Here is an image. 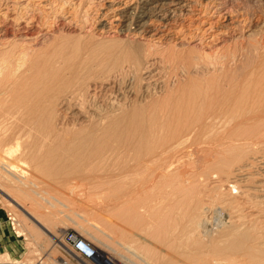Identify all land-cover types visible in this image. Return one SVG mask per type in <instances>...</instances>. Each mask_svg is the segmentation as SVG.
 Segmentation results:
<instances>
[{
  "label": "rangeland",
  "instance_id": "obj_1",
  "mask_svg": "<svg viewBox=\"0 0 264 264\" xmlns=\"http://www.w3.org/2000/svg\"><path fill=\"white\" fill-rule=\"evenodd\" d=\"M136 1L0 0V52L5 50L8 42L14 40L10 33L5 34L7 37L2 34V28L14 31L20 24L37 26L38 32L27 39L29 48L33 50L51 44L54 47L57 44L64 48L67 46L68 49L77 45L81 54L85 48L97 46L103 51L101 54H105L108 49L118 50L126 41H146L139 35L120 33L118 30V13ZM190 2L199 7L198 14H195L197 25L194 23L190 28L173 27L168 33L178 49L193 47L201 51H215L220 60L223 58L222 61L228 63V68L236 71L235 81L242 78V74H264V69L258 68L260 57H250L252 54L249 51L250 43L264 38V0ZM157 41V38L153 39V42ZM2 106L4 108L1 105L0 111L4 110ZM16 122H6L5 127L0 129V149L6 144L14 146L16 140L12 130L16 128ZM256 124L231 125L229 129L234 132L242 130L246 132L245 135L249 131V134L251 131L254 134L264 132V127ZM217 127L215 134L219 135L221 129ZM242 131H239L240 134ZM215 134H207L204 138L196 136V143L193 144L196 157L190 152L184 157L188 165L193 163L194 166L187 165L182 171L184 174H173L177 178H191L197 173L196 187L194 183L191 184L192 189L186 185L190 190L183 188L184 191L178 189V192L174 188V180L166 176L171 173L162 174L156 169L157 166L155 168L157 158L166 163L165 157L169 152L164 155L162 152L165 150L150 146L147 151V147H143L140 150L142 154L138 153L140 157L137 158L131 148L128 150L117 146L112 153L103 155L105 159H101L104 160L97 158L98 166L95 165L97 160L95 163L93 159L91 162L95 164L90 163V169L82 173L86 185H63L61 176L49 171L37 177L36 180L40 182L32 188L1 181L4 185L0 184V262L96 264L78 258L62 245L65 232L75 233L88 241L104 264H230L235 257L243 258L245 248L264 236V202L258 200L259 193L252 179L248 180L249 185L247 181L240 182L242 175L231 170L243 166L259 154L264 143L249 145L235 156L223 150L228 142H221L228 138L218 140L221 135L217 138ZM249 137L250 141L255 139L254 136ZM25 141L21 140V145ZM192 141L194 139L190 138L182 146L186 148ZM219 144L223 146L218 147ZM158 145L161 146L160 143ZM250 146L253 148L249 149ZM175 155L181 156L179 152ZM11 159L16 168L19 166L17 173H21L20 165L24 159L18 155ZM147 161L148 164L154 163L149 164L151 167L148 165L149 169H142L141 166ZM27 165L26 162L24 166ZM137 165L139 168L136 169ZM222 168H225L224 171ZM25 175L29 176V173ZM121 181L128 183L120 187ZM245 187L248 188L247 192H244ZM121 207L129 210L131 215L117 216V210ZM8 218H15V231L7 224ZM122 256L130 257L133 263Z\"/></svg>",
  "mask_w": 264,
  "mask_h": 264
},
{
  "label": "bare ground",
  "instance_id": "obj_2",
  "mask_svg": "<svg viewBox=\"0 0 264 264\" xmlns=\"http://www.w3.org/2000/svg\"><path fill=\"white\" fill-rule=\"evenodd\" d=\"M198 10V5L190 0H137L134 5L118 13V30L120 33L139 35L146 41H126L118 50L108 49L105 54H101L103 51L97 46H85L88 48L81 54L77 45L68 49L67 46L64 48L57 44L54 47L51 44L33 50L29 48L27 39L38 32L36 25L20 24L14 31L2 28V34L10 33L14 40L7 41L5 50L0 52V106L4 105V110L0 111V129L9 121L19 123L16 122L17 126L12 130L16 140L14 146L6 144L0 149V182L8 185L19 183L32 188L40 182L36 178L49 171L59 174L63 185H86L83 172L90 169L88 166L93 164V159L96 163L97 158L101 159L107 152L112 153L117 146L128 150L131 148L137 158L142 154L140 150L143 147H147V151L150 146L165 150L162 152L164 155L170 153L165 157L166 163L160 158L157 159L161 164L154 160L157 163L155 168L157 166L156 169L162 174L171 173L166 176H171L174 188L180 192L178 189H188L186 185L191 188L194 183L196 187L197 173L191 178L173 176L184 172L187 167L188 163L184 160L187 152L196 157V147L193 145L196 136L215 134L218 125L221 129L218 140L221 137L229 139L221 142H228L223 150L235 156L249 145L264 143V132L254 134L251 131L249 134V131L245 135L246 132L242 130H239L243 132L240 134L237 129L238 132L229 129L231 125L254 126V123H257L255 126L264 127V74H242V78L235 81L236 71L228 68V63L222 61L223 58L220 60L215 51H201L193 47L178 49L168 36L173 27L193 26ZM154 38L158 41L153 42ZM18 39L19 42L16 41ZM249 51L252 58L264 56V38L250 43ZM260 58L258 68L262 67L263 70L264 58ZM249 136L255 139L250 141ZM190 138L194 142L183 147V143L186 144ZM21 140H26V143L21 145ZM215 151L217 149L214 147ZM177 152L181 156L175 155ZM159 153L161 156V151ZM14 155L24 159L20 165L21 173H17L19 166L16 168L11 159ZM26 162L28 165L24 166ZM98 162L94 164L98 166ZM148 162H144L143 166L140 164L141 168L149 169L154 163L150 162L149 165ZM235 169L231 172L242 175L240 182L247 181L248 184V180L252 179L259 193L258 200L263 203L264 148L246 164ZM28 173L29 176H26ZM126 183L121 181L119 186ZM247 191L245 187L244 192ZM128 211L124 208L117 210V216L129 215ZM26 215L30 216V213L26 212ZM7 220L15 231V218ZM51 237L56 238L54 235ZM260 238V241L245 248L244 255H241L243 258L235 257L230 264H264V236ZM96 256L100 258L98 254ZM122 257L133 263L130 257Z\"/></svg>",
  "mask_w": 264,
  "mask_h": 264
},
{
  "label": "built area",
  "instance_id": "obj_3",
  "mask_svg": "<svg viewBox=\"0 0 264 264\" xmlns=\"http://www.w3.org/2000/svg\"><path fill=\"white\" fill-rule=\"evenodd\" d=\"M10 220V218H8ZM62 245L68 248L70 253H76L85 258V261L96 264H104L98 256H96L93 247L85 239L79 237L75 233L65 232L63 235ZM96 256V258H94ZM94 258V259H92Z\"/></svg>",
  "mask_w": 264,
  "mask_h": 264
}]
</instances>
